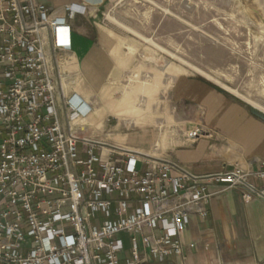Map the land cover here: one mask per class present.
I'll return each mask as SVG.
<instances>
[{
    "label": "built area",
    "instance_id": "obj_1",
    "mask_svg": "<svg viewBox=\"0 0 264 264\" xmlns=\"http://www.w3.org/2000/svg\"><path fill=\"white\" fill-rule=\"evenodd\" d=\"M44 1L0 0V264L184 259L182 231L219 193L208 187L264 202V187L252 183L264 181V159L196 174L169 158L95 153L97 143L77 134L89 109L65 93V19ZM79 8L66 5L67 17ZM202 132L189 131V143Z\"/></svg>",
    "mask_w": 264,
    "mask_h": 264
},
{
    "label": "crops",
    "instance_id": "obj_2",
    "mask_svg": "<svg viewBox=\"0 0 264 264\" xmlns=\"http://www.w3.org/2000/svg\"><path fill=\"white\" fill-rule=\"evenodd\" d=\"M44 2L52 9L53 18L65 19V42H69L70 48L59 57L65 93L75 94L89 109L80 120L77 134L97 143L95 153L106 156L112 149H123L148 157L169 158L196 174L264 159V121L229 92L199 77L174 78L166 93L168 113L145 114L135 120L142 127L123 132V127L130 123L128 119L132 118L134 124L135 121L128 115L123 100L109 97L107 91L116 94L120 90L121 77L117 74L122 69L109 59L113 45L106 42L105 29L99 22L105 0ZM69 4L79 6L80 11L82 7L83 13L76 12L68 18L65 6ZM111 69L113 74L108 76ZM181 124L203 132L189 143L183 130L173 129ZM157 146L160 153L153 155L152 149ZM78 147L84 159L86 147ZM252 183L264 187V181ZM208 191L219 193L209 200L207 215L191 216L180 235L184 259L170 258L162 264H264V202L253 199L244 203L237 188L222 190V186L212 185Z\"/></svg>",
    "mask_w": 264,
    "mask_h": 264
},
{
    "label": "rangeland",
    "instance_id": "obj_3",
    "mask_svg": "<svg viewBox=\"0 0 264 264\" xmlns=\"http://www.w3.org/2000/svg\"><path fill=\"white\" fill-rule=\"evenodd\" d=\"M99 22L113 45L109 59L122 69L120 90L108 95L134 121L168 113V87L182 75L217 85L264 121V0H105ZM131 119L123 132L142 127ZM173 129L185 139L193 131Z\"/></svg>",
    "mask_w": 264,
    "mask_h": 264
},
{
    "label": "bare ground",
    "instance_id": "obj_4",
    "mask_svg": "<svg viewBox=\"0 0 264 264\" xmlns=\"http://www.w3.org/2000/svg\"><path fill=\"white\" fill-rule=\"evenodd\" d=\"M100 2H102V1H100ZM61 32H63V31H61ZM81 119H82V118H81ZM81 119H80V120H81Z\"/></svg>",
    "mask_w": 264,
    "mask_h": 264
}]
</instances>
